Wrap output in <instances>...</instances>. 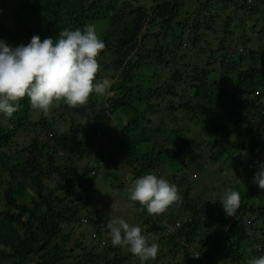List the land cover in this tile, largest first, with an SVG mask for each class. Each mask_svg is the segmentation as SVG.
<instances>
[{"label": "trees", "instance_id": "1", "mask_svg": "<svg viewBox=\"0 0 264 264\" xmlns=\"http://www.w3.org/2000/svg\"><path fill=\"white\" fill-rule=\"evenodd\" d=\"M146 1L149 7L132 3L138 4L137 0H124L122 4L119 0H25L14 12L13 31L0 24V39L18 46L28 43L34 35L41 40L55 39L64 29L75 30L99 21L109 23L98 63L99 72L106 73L103 78L113 82L110 90L115 92L107 100L97 96L87 105H66L65 110L78 118L65 121V129L55 126L56 115L49 118L41 114L34 121L36 110L27 99L21 101L10 119L0 116V185L7 184L3 193L5 208L0 212V264H126L134 258L129 252L121 256L120 248L104 237L102 214L97 215L96 223L86 216L98 236L96 247L87 252V243L75 239L67 248L71 235L66 232L80 225V213L87 202L80 198V203H66L67 199L58 195L77 187L67 179L71 170L61 174L60 161L68 165L83 158L95 141H99L95 151L98 161H106L104 169L113 168L108 163L116 155L122 156L125 164L134 169L132 182L148 173L157 174L159 169H171L168 180L178 188L181 199L174 205L178 206L175 210L172 204L167 209L169 214L164 212L145 225L146 234L158 243L166 262L181 259L185 264H202V260L218 256L230 264H248L253 257L264 254V190L252 182L258 164L264 162L259 161L264 151V133L257 125V119L264 115V103L256 97L257 93L264 97V29L258 32L260 47H249L251 38L246 32L248 21L256 23L253 31L258 28L264 0H243L242 4V0H204L193 20L186 11L183 13L184 0ZM0 3L6 4L7 0ZM212 5L220 13L234 8L217 28L214 26L220 17L211 15ZM238 11L242 16L236 19ZM123 20L125 23L119 24ZM220 32L223 38L217 50L198 45L201 37L216 39ZM235 34V43L228 41ZM183 45L189 57L196 60L191 72L178 65ZM172 54V59L162 60ZM167 98L171 100L169 105L158 102ZM172 99H177L178 104ZM179 110L202 126L207 137L205 147L184 138L176 129L167 133L162 128V118L158 127H150L149 113L162 117ZM120 116L127 122L116 127L110 137L112 118ZM151 128H158L161 135L151 140L147 136ZM237 136L243 141L234 140ZM18 137L28 138L27 145H14ZM222 154L235 160L232 165L236 174L225 181L228 180V189L241 196L234 217L224 213L218 199L191 197L197 180H206L212 173L201 166L204 162L217 166ZM91 171L85 169L81 179L89 177ZM192 171H199L201 177L192 178ZM54 176L62 186L52 189L44 180ZM225 182L221 188H225ZM91 185L79 189L90 191ZM129 187L130 183H121L118 189L128 197ZM98 247L102 250L97 251ZM158 260L157 255L150 264H159Z\"/></svg>", "mask_w": 264, "mask_h": 264}, {"label": "clouds", "instance_id": "2", "mask_svg": "<svg viewBox=\"0 0 264 264\" xmlns=\"http://www.w3.org/2000/svg\"><path fill=\"white\" fill-rule=\"evenodd\" d=\"M104 49L92 24L64 29L55 39L34 35L18 46L0 40V116L10 119L25 99L33 110L46 115L58 101L76 107L88 103L92 95H109L113 82L96 78L101 68L98 57ZM252 182L264 190V162L258 164ZM180 199L177 186L154 172L135 179L128 189V200L145 207L150 215L163 214ZM218 201L224 213L234 217L241 196L228 189ZM106 227L111 245L127 250L140 264L157 258L158 243H149L139 225L119 217ZM248 264H264V254Z\"/></svg>", "mask_w": 264, "mask_h": 264}, {"label": "rangeland", "instance_id": "3", "mask_svg": "<svg viewBox=\"0 0 264 264\" xmlns=\"http://www.w3.org/2000/svg\"><path fill=\"white\" fill-rule=\"evenodd\" d=\"M25 0H7L6 4H2L0 3V24L4 27L9 28L11 31L14 30V26H15V18H14V12H16V10H18V7L21 3H23ZM124 0H119V4H122ZM132 2V0H129ZM138 4H136L135 2H132L133 4L137 5V6H144V7H149L150 6V2L146 1V0H137ZM204 2V0H184V11L183 13H185V11L188 13V15H191V20H193V15L195 14L197 8H200L201 4ZM243 3V0L240 1V4ZM234 10V8H226L225 13H220L221 11H218V7L212 5L210 7V11H211V15L215 16V15H219L220 17V22L218 24H216V26H214L215 28H217L219 25L221 26L223 24V22L225 21V19L227 17H229L231 15V12ZM18 12V11H17ZM101 13V12H100ZM238 15H235V18L238 19L242 16L241 11L237 12ZM185 18V16H182V19ZM181 19V18H180ZM190 19V18H189ZM260 22L257 23L258 28L256 29V31L252 30V27L254 25H256V23H252V21H248L247 24V35L249 38H251V42H250V46L252 47H260V44H258L257 39H258V32H260L261 30L264 29V14L259 18ZM124 24L125 21H120L119 24ZM92 25L95 26L97 33L99 35V37L102 39L104 37V35L108 32L109 29V23H103V22H94L91 23ZM127 24V23H126ZM233 28V27H231ZM217 31H221V29L217 30ZM237 34L232 35L229 37L228 41H230L231 43H235V39H237ZM223 35L220 32L219 36L215 38L213 37H208V38H200L198 39V45L203 46L204 48L206 47L207 49L209 48H213L214 50L218 49V43L220 40H222ZM2 40V39H0ZM206 46H205V45ZM232 48L234 46H231ZM236 49V48H235ZM238 50H244L241 47H237ZM188 50L185 48V45L182 46L181 48V54H178V65L181 67V69L186 70L187 72H191L192 71V67H194L196 65V60L191 56L189 57V53L187 52ZM175 56V54L172 55H165L163 56L162 60L164 59H172ZM148 66V65H147ZM147 69V67H146ZM151 71V69H149ZM152 72V71H151ZM106 73H104V71H101L99 73H97V75L100 76V79H104L103 77L105 76ZM144 76V75H143ZM142 76V77H143ZM106 77V76H105ZM150 79H147V81H149ZM146 85H148L147 83H145ZM144 84V85H145ZM140 86V83L137 81V86ZM148 90V88L146 89ZM144 90V91H146ZM110 94L109 95H105V96H99L101 99L103 100H107L110 97H112L113 95H115L114 91L109 90ZM258 94V93H257ZM256 97H260L261 102L264 103V97L257 95ZM97 97L96 95H92L90 96L89 99ZM171 100H169V98H167L166 100H159L158 102L162 103V105L166 106L169 105ZM177 99H172V102L175 103L176 105L178 104ZM165 102V103H163ZM88 103H86L85 105H87ZM65 106L66 104L63 101H58L55 102L54 105L50 108V110L48 111V113L45 116H48L49 118H52L54 115H56L55 117H57L58 122L55 123V126H59L62 129H65L66 122H69L70 119H77L78 116L75 115L72 112H68L65 110ZM43 114L42 112L39 111H35L33 113V119L34 121H38V119H40V115ZM150 114V120L152 122V124L150 125V127H158L156 125L159 124L160 119L162 118L164 121V126H162L163 129L167 130L166 132H170L173 129H176L178 131H181L182 135L184 136V138L186 139H194L196 141H198L199 143L201 142V145L203 147L206 146V141H207V137L205 136V132L202 128V126L200 124H198L195 121L191 120V116H189L187 113L179 110L177 112H166L165 114L162 115V117H159V114H153V113H149ZM113 125L112 127L109 128V136L113 137L115 134V130L116 127H122L126 124L127 119L123 116L120 117H113ZM155 124V125H154ZM257 125L259 126L260 130L262 133H264V115L259 117L257 119ZM151 131L147 132V136H149L150 138H152L151 140H153V137H157L159 135H161V132L158 130V128H151ZM154 129V130H153ZM163 129H161V131H164ZM108 137V138H110ZM237 139L238 141H243L242 138H240L239 136H237L236 138H234V140ZM29 141L28 138L25 137H18L16 143H14V145H20V146H24L27 145V142ZM99 141H95L94 147L92 148V150L90 152H88L83 158L78 159V160H74L72 163L65 165V161L61 160L60 161V166H61V174L66 170L69 169L71 170L72 174L71 175H67V179L69 181L73 180L74 184H77V187L74 188H67L66 190H64L63 192L58 193V195L61 198H65L66 203L69 202H76V203H80L81 200L80 198L83 199V201H86V205L84 207V209L81 211L80 216L83 219L82 222L80 223V225L74 226L72 227L68 232H66L67 234L71 235V242L68 243L67 248L69 249L70 247H72L73 242L75 239H78L79 242H83V243H87V252H89L90 248L96 247L97 242L96 239H98L97 235L94 232V228H92L93 226H91L90 224H88V220L87 217H92L94 218V223H96L97 221L95 220L96 217H98V214H102L104 216V218L101 220L100 222V226L102 227V231L103 234L106 235L104 237H106V239H109L108 236V229H107V224L112 220V219H116L119 217H124L130 224H134V225H139L142 228V231H144V235L147 238L149 243L154 242L153 238L149 235L146 234V227L145 225L152 222L151 219H154L155 217H157L158 215H150L147 213L146 208H138V206L133 203L130 202L128 200V197L126 196L125 193L121 192L118 189V186L121 183H130V185H132V176H133V172L134 169L133 167L129 166L128 164H125L126 159L123 158L122 156H118L116 155L115 157H113V159L111 161H113L112 163H108V164H112L113 168H110V170L108 169H104V165H106V161L103 162H99L97 156L95 155V151H98L99 145H98ZM105 144V143H104ZM101 145L102 147H104L105 145ZM105 148V147H104ZM235 157V156H234ZM264 160V151L262 153V155L259 156V161ZM220 163L216 165L212 166L210 165V162H204V166H201V168L204 169H208V170H212L211 175L209 176L210 178L206 179V180H197V187L192 188L193 190V195L191 196L193 199L198 200V199H203V200H210L212 197L216 199H220L224 192L226 190H228L229 185H228V180L227 182V176H232L235 175L236 171L234 166L232 165L234 163V159L232 160L227 158L226 155H220L219 160ZM246 161V165H247ZM98 168V173L96 172V168ZM212 167V168H211ZM195 168V167H194ZM193 168V169H194ZM85 169H89L92 170L90 173V176L85 178V179H81V176L83 175V171ZM192 170V169H191ZM220 171L223 172L220 173ZM218 173H220L221 175H219ZM157 175L162 176L163 178L167 179L171 176V169L167 168L166 170H157ZM107 176V177H106ZM201 177V174L199 171H192V178H197L199 179ZM105 178V179H104ZM254 178V177H253ZM170 183V180H168ZM224 182L227 184L225 185V188H221L222 183L224 184ZM92 184L91 187L92 189L90 191H83L80 190L79 188L82 187V185H88V184ZM44 184L50 188H56V187H61L62 186V182L60 181L59 178H57L56 176H54V178H52L50 181L44 180ZM6 185L5 183H1L0 185V212L2 210H4L5 208V200L3 198V193L6 189ZM208 188V190H207ZM217 189V190H215ZM205 190V191H203ZM29 194H33L31 191L29 192ZM174 205H176L175 203H173V208H177V206L175 207ZM176 210V209H175ZM166 214H169L170 211L166 210L165 211ZM89 219V218H88ZM91 235V236H90ZM104 247V246H103ZM99 248V247H98ZM102 250L101 248L97 249V251ZM160 249L158 252V256H159V264H185L181 261L177 259L174 260L173 262L169 263L166 262L168 259L165 256H162L160 254ZM77 253H74L73 256H76ZM121 256H126L128 254V251L125 249H121L120 248V253ZM198 254V253H197ZM164 255V254H163ZM200 256V255H199ZM112 256H110V258H112ZM202 264H230L229 262H227L223 257H214L211 260H202ZM126 264H140L138 258L134 257L131 258L127 261ZM147 264H150V261L147 262ZM242 264H246V263H242Z\"/></svg>", "mask_w": 264, "mask_h": 264}]
</instances>
